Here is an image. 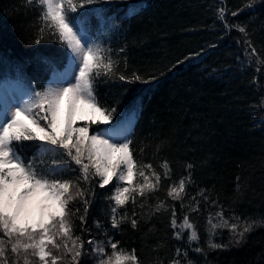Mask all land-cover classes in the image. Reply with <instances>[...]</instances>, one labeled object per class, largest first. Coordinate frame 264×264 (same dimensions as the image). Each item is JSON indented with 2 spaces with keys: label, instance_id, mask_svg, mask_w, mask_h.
Listing matches in <instances>:
<instances>
[{
  "label": "trees",
  "instance_id": "trees-1",
  "mask_svg": "<svg viewBox=\"0 0 264 264\" xmlns=\"http://www.w3.org/2000/svg\"><path fill=\"white\" fill-rule=\"evenodd\" d=\"M245 5L246 0H110L81 10L87 14L85 28L92 35L99 23L97 12L103 14L106 36L102 46L111 47L114 57L119 48L126 49L119 57L120 71L129 77L135 72L150 81L98 83L99 101L117 108L110 123L134 115L129 138L135 159L151 163L161 174L165 161L171 168V179L162 181L154 198L143 209L136 207L137 229L127 223L119 232L111 229L112 202L107 197L113 185L96 189L88 226L95 234L94 222L99 220L110 235L115 234L120 247L136 249L140 264H169L179 258L177 247L188 248L187 231L183 240L173 239L171 209L148 218L158 197L175 206L178 223L182 222L188 209L167 197V187L188 175V164L193 165L194 184L187 186L184 203L200 189L218 202L214 207L202 201L201 211L191 214L205 254L189 249V258L194 264H264V227H256L238 247H208V217L219 211V205L226 217L235 213L264 220V109L260 105L264 65H257L255 58L249 63L244 35L234 27L226 29L217 18L218 9L224 7L227 22L245 26L248 39L264 58V0L252 8ZM234 11L237 16L231 15ZM39 27V12L25 8L23 0H0V105L6 99L3 84H17L15 91L28 98L44 90L69 62L67 47L47 34L41 43H34ZM97 128L104 129L102 124L92 125ZM38 143L25 142V158L33 155L31 145ZM126 207L131 215L133 206ZM73 220L79 234V221ZM229 239L227 229H218L213 241L228 244Z\"/></svg>",
  "mask_w": 264,
  "mask_h": 264
},
{
  "label": "snow or ice",
  "instance_id": "snow-or-ice-1",
  "mask_svg": "<svg viewBox=\"0 0 264 264\" xmlns=\"http://www.w3.org/2000/svg\"><path fill=\"white\" fill-rule=\"evenodd\" d=\"M108 2L110 0H23L25 8L39 12V35L34 43H41L47 34L49 39L65 45L71 54L73 71L63 76V83L35 91L22 103L0 105V264H140L136 249L128 251L120 247L115 234L110 235L99 220L94 222L95 234L88 226L97 188L113 185L107 197L112 202L109 221L111 229L119 232L125 223L132 229L138 228L136 207L143 209L145 203L154 198L152 194L160 191L162 181L171 179L167 161L162 164L161 174L151 163L142 164L135 159L130 147L132 140L128 136L120 138L126 129H92L93 124L110 123L117 111L116 107L109 108L99 101L96 95L99 82L118 79L126 83H150L135 72L129 77L120 71L119 57L126 51L124 47L119 48L114 57L111 47L105 48L90 40L85 28L87 14L81 10ZM260 2L246 0L245 6L252 8ZM231 15L238 13L234 11ZM217 18L226 29L234 27L244 35L249 63L255 58L257 65H264V58L248 39L246 27L229 24L224 7L218 9ZM256 71L260 72L261 68L257 67ZM65 100L68 109L62 120L61 105ZM260 105L264 109V97ZM78 106L87 107L93 114L99 113L100 119L77 124ZM25 142H39L31 145L35 152L28 158L22 154L27 146ZM192 168L193 165L188 164V175L167 187V197L180 201V207L188 209L182 222L178 223L175 206L158 197L148 217L151 219L152 215L171 209L173 239L183 240L185 232L188 233V248L177 247L175 256L179 258L174 257L169 264H194L189 258V249L205 254L199 246L200 237L191 214L201 211L202 201L214 207L218 204L210 200L206 189L191 196L187 205L184 203L187 186L194 184ZM72 173H76L74 179L63 178ZM34 201L40 216L30 221ZM129 203L133 206L131 215L126 207ZM120 209H124L123 213ZM73 218L79 221V234ZM207 223L208 247L213 250L238 247L247 242L248 234L256 227H264V220L235 213L226 217L223 205H219L214 215L209 214ZM218 229L228 230V244L213 241ZM98 236L106 239H98Z\"/></svg>",
  "mask_w": 264,
  "mask_h": 264
},
{
  "label": "rangeland",
  "instance_id": "rangeland-1",
  "mask_svg": "<svg viewBox=\"0 0 264 264\" xmlns=\"http://www.w3.org/2000/svg\"><path fill=\"white\" fill-rule=\"evenodd\" d=\"M72 71H73V64L70 65L69 70L66 72V74L71 73ZM60 79L61 80H55L52 83H49L47 87L56 86V85H59L60 83H63L64 82L63 77H61ZM9 86L10 87H8V84H3V87L1 90L2 94L6 96L4 103H22L23 99H26V95L24 93H19L18 96L15 95L16 98L14 100L13 95H7V93H10L11 89H16L15 87L17 86V84H11ZM67 109H68V102H67V100H65V102L61 105V119L62 120L64 119V117L67 113ZM93 118L99 120L100 119L99 113L93 114L92 111L90 109H88L87 107L78 106L77 112L75 115V122L77 124L83 123L85 121H91ZM124 129H126V130L124 131V133L121 137L127 136V132L130 129V125H126L124 127ZM91 131L92 130L90 129V134H91ZM39 216H40L39 208L36 205V202L34 201L32 206H31V215L29 216V219H30V221L35 220V219H39Z\"/></svg>",
  "mask_w": 264,
  "mask_h": 264
},
{
  "label": "bare ground",
  "instance_id": "bare-ground-1",
  "mask_svg": "<svg viewBox=\"0 0 264 264\" xmlns=\"http://www.w3.org/2000/svg\"><path fill=\"white\" fill-rule=\"evenodd\" d=\"M106 30L105 25H101L100 22L97 24V31L104 32Z\"/></svg>",
  "mask_w": 264,
  "mask_h": 264
}]
</instances>
